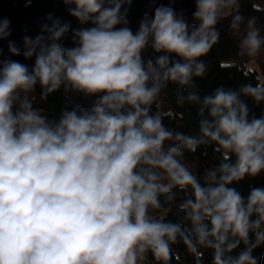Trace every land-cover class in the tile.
<instances>
[{
  "label": "clouds",
  "instance_id": "9594fccd",
  "mask_svg": "<svg viewBox=\"0 0 264 264\" xmlns=\"http://www.w3.org/2000/svg\"><path fill=\"white\" fill-rule=\"evenodd\" d=\"M62 2L77 26L49 14L22 47L0 18V264H144L149 254L170 264L178 242L196 264L205 250L211 264H258L264 186L245 196L235 185L264 173V115L243 98L264 102V84L193 90L235 0H194L191 21L175 0L159 3L136 30L133 0ZM242 26L241 53L255 56L264 36L233 15L231 27ZM149 48L157 55L145 58ZM169 84L178 106H197L196 135L165 125ZM37 87L43 101L63 90L91 103L50 116L35 106ZM209 145L220 162L200 174L185 154ZM176 191L185 199L173 222L158 213Z\"/></svg>",
  "mask_w": 264,
  "mask_h": 264
},
{
  "label": "trees",
  "instance_id": "16d2710c",
  "mask_svg": "<svg viewBox=\"0 0 264 264\" xmlns=\"http://www.w3.org/2000/svg\"><path fill=\"white\" fill-rule=\"evenodd\" d=\"M259 0H235L234 7L227 10L226 18L221 19L216 25L219 31V40L212 47L210 52L201 59L206 64V74L203 78L196 80L194 91L201 96L211 93L216 87L224 86L228 89L238 90L243 85L264 84V47L261 48L258 67L251 66L252 57L241 53V40L244 34V27L238 32L231 27L233 15H241L245 23L249 20L255 23L260 29L261 36H264V6L258 4ZM168 4L169 0H133L129 10L130 26L133 30L138 27V22L145 11H150L157 4ZM174 7L179 12L183 10L185 17L191 21L192 13L195 11L194 0H175ZM52 14L61 18L63 21H71L72 26L76 27L77 22L69 15L67 6L62 0H32L30 6L25 7V0H0V18L8 17L11 20L13 33L10 39L14 40L21 47L22 38L25 35L35 37L41 30V26L47 23V16ZM70 43V39L65 41ZM4 48V55H8L7 42H0ZM145 58L157 55L150 48L144 53ZM20 59L22 57H13ZM31 63V62H28ZM178 88L169 84L160 97L162 114L165 117L164 123L169 128L185 132L191 135L198 133L197 106L185 102L183 107L176 103ZM40 89L37 87L35 96V106L42 108L46 114L58 115L64 107H71L73 103L79 102L90 104L91 99L83 100L79 94H65L63 90L52 94L46 101L39 98ZM249 106L250 115L257 117L264 115V102L257 104L249 97H243ZM155 110V109H154ZM185 159L190 167L203 174L205 170L215 167L220 162V154L213 151L212 146H201L194 154L186 153ZM252 186H264V173L256 177H246L235 187L245 196ZM185 199V193L176 191L174 200L166 201L165 197H160L162 208L159 210L160 216H166L168 220L178 222L182 219L183 213L178 210V204ZM254 239V238H253ZM243 248V245H241ZM238 249L237 251H239ZM173 257L170 264H196V259L187 251L183 242H178L172 246ZM257 257L258 264H264V245L257 247L253 251ZM212 252L204 251L201 264H211ZM144 264H155L151 255Z\"/></svg>",
  "mask_w": 264,
  "mask_h": 264
},
{
  "label": "rangeland",
  "instance_id": "374dc122",
  "mask_svg": "<svg viewBox=\"0 0 264 264\" xmlns=\"http://www.w3.org/2000/svg\"><path fill=\"white\" fill-rule=\"evenodd\" d=\"M258 4L264 6V0H259ZM260 55H261V52H259L255 56H252V60L250 62L251 66L258 67V59L260 58ZM48 115L53 116V114H48Z\"/></svg>",
  "mask_w": 264,
  "mask_h": 264
}]
</instances>
